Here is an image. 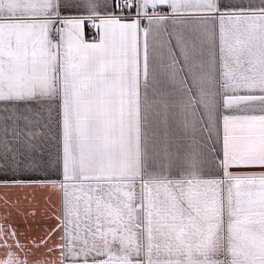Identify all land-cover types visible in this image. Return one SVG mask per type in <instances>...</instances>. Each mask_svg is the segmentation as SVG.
Instances as JSON below:
<instances>
[{"label":"crops","instance_id":"crops-1","mask_svg":"<svg viewBox=\"0 0 264 264\" xmlns=\"http://www.w3.org/2000/svg\"><path fill=\"white\" fill-rule=\"evenodd\" d=\"M0 0V264H264V0Z\"/></svg>","mask_w":264,"mask_h":264},{"label":"built area","instance_id":"built-area-1","mask_svg":"<svg viewBox=\"0 0 264 264\" xmlns=\"http://www.w3.org/2000/svg\"><path fill=\"white\" fill-rule=\"evenodd\" d=\"M122 14V18H146L150 15H154V12L151 10H146V13L141 14L135 8V3L133 0H119L118 1Z\"/></svg>","mask_w":264,"mask_h":264}]
</instances>
